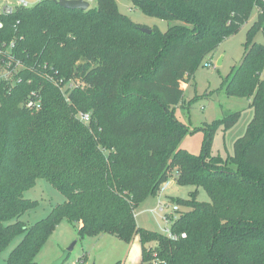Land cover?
I'll use <instances>...</instances> for the list:
<instances>
[{"label":"trees","instance_id":"16d2710c","mask_svg":"<svg viewBox=\"0 0 264 264\" xmlns=\"http://www.w3.org/2000/svg\"><path fill=\"white\" fill-rule=\"evenodd\" d=\"M132 1L150 16L181 22L165 32L141 26L116 0L87 10L41 0L0 13V71L14 70L0 79V254L22 234L6 264H36L66 218L80 239L138 236L139 264H264V42L256 40L258 30L264 34V0ZM254 9L245 55L224 80L229 96L252 98L254 115L233 155L213 154L211 141L237 123L239 111L202 127L203 149L194 154L180 145L190 129L176 108L186 106L204 59ZM31 98L41 106L27 107ZM37 178L66 200L28 226L20 217L36 201L24 192ZM169 180L194 187L177 201L189 210L171 228L186 237L174 240L135 217ZM200 188L209 201L197 200Z\"/></svg>","mask_w":264,"mask_h":264},{"label":"rangeland","instance_id":"374dc122","mask_svg":"<svg viewBox=\"0 0 264 264\" xmlns=\"http://www.w3.org/2000/svg\"><path fill=\"white\" fill-rule=\"evenodd\" d=\"M16 1L0 0V6L5 4L14 5ZM26 1L29 6H32L41 0ZM85 1L91 7H97L98 0ZM116 3L120 11L141 26L158 27L165 32L170 25L181 22L150 16L140 7L134 6L132 0H116ZM257 16L258 11L254 9L241 29L225 38L216 47L215 52L204 59L201 67L195 73L194 84H190L186 88V106L176 108L175 114H177L181 123L190 129L181 140L180 145L194 154H199L203 149L205 131L202 127H207V124L213 123L225 114L239 111L241 116L237 123L230 129L220 127L211 141V152L213 154H220L223 157L233 155L235 141L245 134L247 126L254 115L253 107L250 105L252 98L229 96L226 93L224 80L233 67L238 66L242 61L246 52L245 45L248 31L258 19ZM256 40L260 43L264 42V34L261 30L256 32ZM37 179L35 184L24 192L27 198L36 201L34 207L20 217L28 226L45 219L53 207L64 203L66 200V195L57 189L49 179ZM193 188L192 185H179L173 180L161 197L157 195L148 198L136 207V222L140 227L154 231L163 232L162 228H172L179 213L189 210L188 207L177 203V201L189 199ZM159 198L165 203L166 209L163 214H172L167 221L163 218V215L157 216L152 211L157 208ZM197 200L209 201L210 196L205 189L200 188ZM22 238L23 235L19 234L10 241L11 243L0 254L1 264L7 263L10 253ZM73 244L74 247L66 262L78 260L82 264H139L140 262L142 243L138 236L131 242L109 233L84 236L80 239L78 229L65 218L56 225L36 253V264H51ZM150 245L153 246L155 243L152 242Z\"/></svg>","mask_w":264,"mask_h":264},{"label":"built area","instance_id":"2783aa9c","mask_svg":"<svg viewBox=\"0 0 264 264\" xmlns=\"http://www.w3.org/2000/svg\"><path fill=\"white\" fill-rule=\"evenodd\" d=\"M17 6H28V2L26 0H17L16 3L14 5H10V4H5L0 6V13H4V14H12L15 10ZM2 22L0 21V27H2ZM20 62H18L19 65ZM14 74V70H9V66H7V68L3 71H0V79H8L11 78V76ZM41 103L39 101H36L34 98H31L30 100H28V104L27 107L29 108H33V107H40ZM81 119L84 121H89L90 116L86 113H81ZM172 183L171 180L164 182L161 187L159 188L158 192H159V197H161L162 193L169 187V185ZM166 207H165V203L162 202L161 198H159L158 200V205L157 208H155L153 211V213L155 215H163L166 219V221L169 219L168 216L166 214H163V212L165 211ZM163 233H165L169 238L171 239H178V237H182L185 238L186 237V233H181L180 235H178L176 232H173L171 228L166 227V228H162ZM65 264H82V262L80 260L78 261H68Z\"/></svg>","mask_w":264,"mask_h":264},{"label":"water","instance_id":"95a60500","mask_svg":"<svg viewBox=\"0 0 264 264\" xmlns=\"http://www.w3.org/2000/svg\"><path fill=\"white\" fill-rule=\"evenodd\" d=\"M58 3H60V5L69 8V9H75V8H80L83 10H87L90 8V5L87 1L85 0H56ZM142 30L144 32H148L150 33L151 30L147 27H142ZM74 244L71 245L70 247H68L63 253L62 255L57 258L56 260H54L51 264H65L66 261L69 259V255L71 250L73 249Z\"/></svg>","mask_w":264,"mask_h":264},{"label":"crops","instance_id":"0c3cea01","mask_svg":"<svg viewBox=\"0 0 264 264\" xmlns=\"http://www.w3.org/2000/svg\"><path fill=\"white\" fill-rule=\"evenodd\" d=\"M141 253H142V250L140 251V254H141ZM139 259H140V261H141V259H142V254H141V256H140V258H139ZM139 263H140V262H139Z\"/></svg>","mask_w":264,"mask_h":264}]
</instances>
